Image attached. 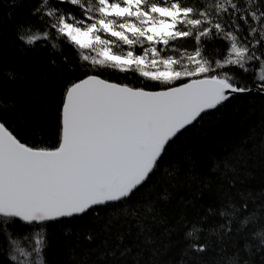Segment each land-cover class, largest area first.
<instances>
[{"label":"snow or ice","instance_id":"1","mask_svg":"<svg viewBox=\"0 0 264 264\" xmlns=\"http://www.w3.org/2000/svg\"><path fill=\"white\" fill-rule=\"evenodd\" d=\"M0 9V264H264V0Z\"/></svg>","mask_w":264,"mask_h":264},{"label":"trees","instance_id":"2","mask_svg":"<svg viewBox=\"0 0 264 264\" xmlns=\"http://www.w3.org/2000/svg\"><path fill=\"white\" fill-rule=\"evenodd\" d=\"M3 10L2 9H0V12H2Z\"/></svg>","mask_w":264,"mask_h":264}]
</instances>
